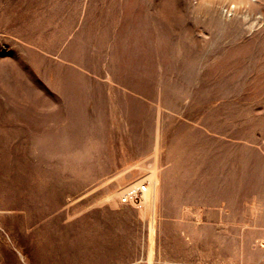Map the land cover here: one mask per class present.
Wrapping results in <instances>:
<instances>
[{"label": "rangeland", "instance_id": "374dc122", "mask_svg": "<svg viewBox=\"0 0 264 264\" xmlns=\"http://www.w3.org/2000/svg\"><path fill=\"white\" fill-rule=\"evenodd\" d=\"M0 264H264V0H0Z\"/></svg>", "mask_w": 264, "mask_h": 264}, {"label": "built area", "instance_id": "2783aa9c", "mask_svg": "<svg viewBox=\"0 0 264 264\" xmlns=\"http://www.w3.org/2000/svg\"><path fill=\"white\" fill-rule=\"evenodd\" d=\"M145 189H146L145 187L142 188V190H145Z\"/></svg>", "mask_w": 264, "mask_h": 264}]
</instances>
